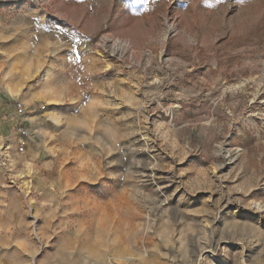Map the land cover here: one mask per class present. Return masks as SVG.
Segmentation results:
<instances>
[{
	"label": "rangeland",
	"instance_id": "obj_1",
	"mask_svg": "<svg viewBox=\"0 0 264 264\" xmlns=\"http://www.w3.org/2000/svg\"><path fill=\"white\" fill-rule=\"evenodd\" d=\"M2 93L0 264H264V0H0Z\"/></svg>",
	"mask_w": 264,
	"mask_h": 264
},
{
	"label": "crops",
	"instance_id": "obj_2",
	"mask_svg": "<svg viewBox=\"0 0 264 264\" xmlns=\"http://www.w3.org/2000/svg\"><path fill=\"white\" fill-rule=\"evenodd\" d=\"M7 97H5V93L0 94V134L2 136H6L8 132L11 131L10 127V116H7L6 107L4 101Z\"/></svg>",
	"mask_w": 264,
	"mask_h": 264
},
{
	"label": "built area",
	"instance_id": "obj_3",
	"mask_svg": "<svg viewBox=\"0 0 264 264\" xmlns=\"http://www.w3.org/2000/svg\"><path fill=\"white\" fill-rule=\"evenodd\" d=\"M18 107H20V106H18Z\"/></svg>",
	"mask_w": 264,
	"mask_h": 264
}]
</instances>
